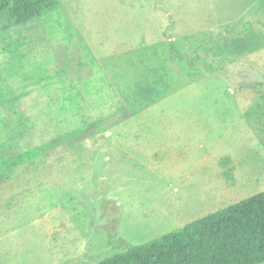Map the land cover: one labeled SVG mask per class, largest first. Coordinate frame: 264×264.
Returning <instances> with one entry per match:
<instances>
[{"label": "rangeland", "instance_id": "374dc122", "mask_svg": "<svg viewBox=\"0 0 264 264\" xmlns=\"http://www.w3.org/2000/svg\"><path fill=\"white\" fill-rule=\"evenodd\" d=\"M57 2L0 21L35 152L0 166V264H98L264 191V0Z\"/></svg>", "mask_w": 264, "mask_h": 264}, {"label": "trees", "instance_id": "16d2710c", "mask_svg": "<svg viewBox=\"0 0 264 264\" xmlns=\"http://www.w3.org/2000/svg\"><path fill=\"white\" fill-rule=\"evenodd\" d=\"M57 8V0H0V21L8 17L16 25H23ZM3 78L6 77L0 69V82ZM60 101L62 112L78 115L80 106L74 96H64ZM7 102L10 103L0 86V107ZM30 123L27 117L8 125L0 119L2 171L22 166L35 154L20 149ZM98 264H264V191L160 239L128 246L124 252Z\"/></svg>", "mask_w": 264, "mask_h": 264}]
</instances>
